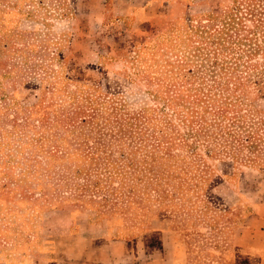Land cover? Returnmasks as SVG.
Wrapping results in <instances>:
<instances>
[{
	"label": "rangeland",
	"instance_id": "rangeland-1",
	"mask_svg": "<svg viewBox=\"0 0 264 264\" xmlns=\"http://www.w3.org/2000/svg\"><path fill=\"white\" fill-rule=\"evenodd\" d=\"M231 5L0 0V264H76L92 241L141 247L153 264L172 252L181 264H252L234 246L240 229L264 228V153L231 159L209 133L207 149L175 147L142 163L143 150L129 152L145 143L113 136L118 111L146 110V133L164 139L186 130L155 97L181 79L180 59L208 37L209 15ZM207 79L186 87L212 98ZM78 105L109 127L89 137L58 126ZM253 105L264 116V98ZM46 118L57 120L40 128Z\"/></svg>",
	"mask_w": 264,
	"mask_h": 264
},
{
	"label": "trees",
	"instance_id": "trees-1",
	"mask_svg": "<svg viewBox=\"0 0 264 264\" xmlns=\"http://www.w3.org/2000/svg\"><path fill=\"white\" fill-rule=\"evenodd\" d=\"M260 5L261 0H232V7L222 15H209L212 24L206 31L208 37L204 40L207 41H198L201 45L181 57L180 70L184 71L181 79L172 84L166 94L155 97L163 98L160 112L164 113V107L172 110V114L186 125L185 131H177L176 136L167 139L163 134L156 136L154 131L147 134L148 129L154 127L146 110V117L140 114L143 110L135 114L118 111L120 120L116 123L119 126L113 136L128 139L130 144L135 140L140 145L145 143L142 149H130L129 153L136 155L143 150L141 162L154 161L153 153L165 152L166 155L175 147L195 151L199 145L205 144L207 149L208 138L213 134L220 145V153L231 159L251 161L264 153V116L255 117L260 112L253 105L264 98V11ZM247 20L253 23L252 28L246 25ZM257 55L261 56V61L256 59ZM186 67L189 68L187 71L184 70ZM205 76L211 82L210 88L215 90L212 98L203 89L195 90L192 95L191 89L186 87L190 80L204 79ZM88 107L78 105L66 111L58 126L71 132L80 129L79 135L89 137L94 131L106 130L110 123L102 121L99 125L95 122L99 112ZM122 116L126 117L122 119ZM46 120L39 121H45L40 128L52 127L57 118L52 122Z\"/></svg>",
	"mask_w": 264,
	"mask_h": 264
},
{
	"label": "crops",
	"instance_id": "crops-1",
	"mask_svg": "<svg viewBox=\"0 0 264 264\" xmlns=\"http://www.w3.org/2000/svg\"><path fill=\"white\" fill-rule=\"evenodd\" d=\"M92 242L89 250L85 248L80 251L76 258V264H153L142 261V257L148 258L150 256L143 252L141 247L134 251V248L124 241H108L106 244L100 243V245L96 241ZM234 251L238 258H248L252 260L250 261L252 264H264V228L240 229ZM138 256H140L141 261L134 263L132 258ZM180 260L181 258L172 252L168 264H181ZM54 264L68 263L62 261ZM162 264L166 263L162 262Z\"/></svg>",
	"mask_w": 264,
	"mask_h": 264
}]
</instances>
